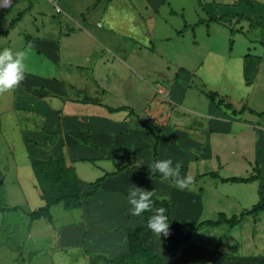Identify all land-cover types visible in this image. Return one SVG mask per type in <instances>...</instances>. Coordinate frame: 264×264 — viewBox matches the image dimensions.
I'll use <instances>...</instances> for the list:
<instances>
[{"label":"crops","instance_id":"1","mask_svg":"<svg viewBox=\"0 0 264 264\" xmlns=\"http://www.w3.org/2000/svg\"><path fill=\"white\" fill-rule=\"evenodd\" d=\"M249 1L12 0L7 8L0 3V50L28 51L24 80L12 93L2 92V96L6 93L12 96L10 107L25 143V165L49 158L63 159L73 168L82 191H88L91 183L102 177L95 196L82 199L78 207L66 210L80 211L81 220L61 225L55 234L46 235L45 230L36 232L37 222L47 220L46 216L34 221L29 219L20 251L27 264H56L54 255L63 262L66 254L74 251L89 264L94 255L102 254L105 249L115 250L124 236L123 229H133L142 223V216H133L129 211L127 195L134 186L152 190L154 199L169 195V202L165 197L160 200L168 203L171 220L179 222L190 217L194 222L200 221L195 219L202 209H193L195 199L191 192L178 190L171 178L151 175L155 171L152 167L154 139L143 126V117L135 113L140 110L136 107L139 105L144 114L156 118L152 127L158 135L156 160L166 159L168 152L183 157L180 167L183 178H188L185 165L193 159L185 149L194 146L198 152L202 149L208 152L211 133L235 138L242 133L254 135L258 157L253 168L259 170L262 179L251 182L260 181L264 189V165L261 161L257 163L262 156L259 141L264 140V115L256 114L264 112V96L249 97L257 87L258 91H264L261 89L264 79L259 82L264 68V50L259 46L258 52H252V48L264 45V0ZM216 22L228 28L233 37L238 31L251 35L249 31L261 27V38L248 37L247 46L232 67L211 63L209 58L217 56V45L208 31L210 24ZM203 29L208 34L203 35ZM196 31L205 40L203 43L197 41ZM222 47H226L225 38ZM232 47L233 43H229L230 52ZM145 58L157 63L146 75L160 73L162 81H172L174 91L152 87L142 74L148 69ZM134 67L139 72H135ZM207 69L215 70L207 77L210 83L223 89L228 82L231 87L229 90L215 88L218 92L205 91L213 96V99L205 96L211 105V112L205 114L209 119L207 127L196 126L193 122L180 129L179 118L173 113L175 107H186L183 104L185 88H181L180 82L188 80L189 76L197 77ZM131 78L137 83L130 85ZM233 83L236 89L232 88ZM147 87L153 88V97L157 94L163 97L153 108L150 107L153 102L148 108L142 103ZM228 99L241 103L240 108H234ZM109 102L118 104L111 106ZM243 111L248 112L249 117L242 119ZM134 116L140 128L132 126L130 119ZM2 126L0 116V129ZM188 129L204 133V139L189 141ZM12 149L15 151L16 147ZM118 157L128 160L131 157V161L106 168L105 162ZM203 157L209 158L210 154L203 153ZM81 161H88L95 167H87L80 164ZM252 173L236 177H248ZM35 194L40 197L39 190L35 189ZM59 204L64 209L62 203ZM186 204L188 207L177 209ZM56 206L50 207L49 223L52 222L51 209ZM155 211L154 208L148 210V219ZM195 212L197 216L193 217ZM169 228V235L160 239L148 228L141 234L143 246L162 258L165 264H187L189 259L193 264H203L215 243L212 250L196 248L195 251L188 240L195 232L177 231L170 225ZM225 235H221L220 255L210 264H216V259L225 255L231 256L227 264H246L247 258H237V254L222 250ZM182 244V249L175 248Z\"/></svg>","mask_w":264,"mask_h":264},{"label":"rangeland","instance_id":"2","mask_svg":"<svg viewBox=\"0 0 264 264\" xmlns=\"http://www.w3.org/2000/svg\"><path fill=\"white\" fill-rule=\"evenodd\" d=\"M6 13L7 12H5V15ZM260 30L261 27H258L257 31H249L251 35L247 33V36L238 31L237 35L233 37L229 33V29L224 27L222 24L217 22L210 24L208 33L210 34L211 39L215 41L217 45V56L215 58L210 57V62L226 64L230 67L234 66L236 61H239L236 59V57L240 56L241 52L244 51L245 46H247V43L249 42L248 37L252 39L261 38ZM208 33L205 32V29H203V35ZM196 36L198 42L203 43L205 41L198 31H196ZM224 38L226 40L225 48L222 47V41ZM229 43H233L231 52L228 49ZM259 46L264 50V45H258L252 48V52H258ZM249 52L251 51L249 50ZM145 63L148 69L142 71L143 75L152 72L153 68L156 67L153 66L155 62L151 61L150 58L149 60L145 58ZM133 70L135 72H139V69L137 68ZM182 73L184 72H181L180 74ZM214 73L215 70L207 69L201 74H198V78H191V76H189L188 80L183 79V81L180 82L182 84L181 88H185L183 104L186 107H175L173 111V113H176L179 118V126H181L179 127L180 129H184L182 127L185 126H190V123L193 122L196 126H200L199 124H201L202 127H207V122L209 119L205 117V114L211 112V105L205 97V93H207L205 91L211 90L218 92L216 89L229 90L231 87V84L228 82L223 85V89H221L219 85L210 83L207 80V77L213 75ZM159 75L160 73H154L146 75V78L149 80L150 84L155 90L162 88L164 90L169 89V91H174L172 81H162ZM260 75L259 82L262 83V80L264 79V68H262ZM128 78L129 77H127V79ZM128 83L132 85V83H137V80L135 78H131L128 80ZM152 87H147L145 89L144 96L141 98L143 99V105H146L147 108L151 102H153V104H150V107L153 108L154 103H160V101H162L161 99L163 98L160 94H157L156 97H153L154 93ZM232 88H237L235 83L232 84ZM261 89L264 90V86H262ZM257 91L258 87L253 94H250V99H255L256 96L259 95L264 96V91ZM2 92L3 91H0V97L2 98L0 100V116L1 119L3 118V126L0 129V208H4V210L0 212V264H27V261L22 259L23 257L25 258L24 253H22V256L20 253L22 242L24 241V235H26L29 225V217L27 218L28 214H26V211L30 212L36 210L40 205L43 204V200H41L39 195L37 196L35 194V189L39 190L40 193L41 191L38 187V183L33 174L31 166L28 164L25 165L27 163V157L25 154L26 149L25 143L23 141V135L19 132V129L15 124L14 114L12 113V109L10 107L13 104V100L11 94L9 93H12L13 89L6 90V92L9 93L4 94L3 96ZM144 98L146 100H144ZM107 104L111 106H117L118 103L109 102ZM221 105L223 106L225 104L222 103ZM139 106L140 107H136L138 109L140 108V110L135 111V113L138 116L143 117L141 119H143L145 122L144 126L148 127L155 134V131L152 130V127L156 124V118L144 114L141 110V105ZM163 109L165 111H170L166 110L165 108ZM215 109L220 111L218 108ZM241 113H243L242 119H245L250 115L248 112L244 111ZM130 122L132 126L138 125L136 127L140 128L138 124L140 122H138L136 116L132 117ZM260 122L263 123L262 120ZM186 135L190 137L189 141L198 142L201 141V139H204L205 134L197 133V131L193 132L192 130L188 129ZM140 140L141 142H144L143 138ZM254 140H256L254 135L252 136L250 133L248 135L243 133L239 134L236 138L227 136L223 133H211L208 140L210 143L208 150L209 153L206 149H202L198 152L195 150L196 147L194 146H192V149H185L187 152L186 154L189 155L190 153L193 156V159L190 160V163L185 165L187 167L184 172L186 175H188V178L193 179V183H190L191 185L188 183L183 188L177 186L175 187L178 190H186L191 192L190 194H193L195 199V205L193 209H202L198 216L196 212L192 214L193 217L197 216L195 220H214L218 217L219 212H224L227 217L239 215L241 211L250 209L260 197L264 196V189L261 188L259 183L260 181H254L250 183H231L222 182L220 180L221 178H226L229 176H247L252 173L251 169L253 168L258 157H256L257 152H255L256 144L254 143ZM259 142V151L260 154L262 152V156L257 163L259 164L261 161V163L264 165V140ZM145 146L146 144L142 148L143 155L145 153ZM13 147H16L15 151L12 149ZM203 153L210 154V157L204 158ZM156 157H158V152ZM169 157L172 158L173 164L179 162L182 166L183 163L181 162L184 160L183 157L178 158L173 152H168L167 158ZM130 161L131 157L129 160L124 159L123 157H118L109 162H105L104 165L106 168H115L121 164H124L125 162ZM81 162L82 163L80 164L86 165L87 167H95L94 164L88 161ZM252 170L254 171V169ZM171 180H173V178H171ZM162 197H165L167 202H169V195H160V199ZM188 205L189 204H186L183 208L177 209H184L185 207H188ZM12 206H15L16 209L6 210L8 207ZM170 209H172V207ZM51 216V223L45 219H41L37 222V233L45 230L46 235H53L56 233V229L61 225H67L69 222L75 223L78 220H81L80 211H66L62 208L61 204H57L56 207L51 209ZM141 216L143 221V215ZM72 218L77 219L72 221ZM189 218L190 217H187L186 219ZM191 219L192 218L189 220ZM122 232L124 233V236L120 241L121 243L115 247V250L107 251V249H105L102 254H99L105 259L95 260L94 264H114L113 262L109 261L125 252L126 246L124 245V229ZM224 233H226V238H224L222 241V250L224 252L229 254H237V258H247V261L245 262L246 264H264V211L258 214L256 222L253 221L251 216H245L239 224L235 225L231 229L227 228L225 224L215 227L203 226V228H201L199 231L197 230V232L192 234V236L188 237L189 245H193L195 251L196 248L200 250L205 249V251H207V249L212 250L213 244L216 243L218 237L224 235ZM183 247L184 244L175 245V248H178V250L182 249ZM140 250V248H137L136 257L125 264H163V262L154 258L152 254L145 253ZM74 252L66 254L65 260L63 262L61 259H59V257H57V255H54V258L56 257L54 261L56 264H88V261H84L81 259V257H77ZM95 257L96 255H94L90 261H92ZM230 257L231 256L229 255L219 257L216 259V264H227V259ZM190 262L193 264L190 259L186 263L190 264Z\"/></svg>","mask_w":264,"mask_h":264},{"label":"trees","instance_id":"3","mask_svg":"<svg viewBox=\"0 0 264 264\" xmlns=\"http://www.w3.org/2000/svg\"><path fill=\"white\" fill-rule=\"evenodd\" d=\"M248 3L249 0H246ZM205 96L213 99V96L209 93H205ZM257 115H264V112L256 113ZM144 126V125H143ZM145 127V126H144ZM149 130L153 136L154 144H153V156L154 161H156L157 156V145H158V136L155 135L148 127H145ZM33 174L38 183V187L41 191V199L44 201V204L38 207L36 210H33L28 214L30 221L36 220L41 216H46L47 220L50 221V207L54 204L62 203L65 210H70L76 208L80 205V201L89 196H95L100 185V181L102 179L99 178L95 182L91 183L90 189L88 191H82L80 185L78 183L76 174L72 167L67 166L63 159H54L49 158L45 161L36 162L31 165ZM255 173L248 177H236L230 176L226 178H221L222 182H231V183H248L253 180L262 179V176L259 173V170L254 167ZM212 174V173H211ZM151 175L155 178H162V175L158 174V171H154ZM215 175V174H214ZM174 183V180H172ZM175 186H177L175 184ZM179 187V186H177ZM181 188V187H180ZM153 199V205L151 207L154 209H158L160 207L165 208L166 215L169 218L170 226L177 230L183 231L186 230L190 233H194L203 226H217L220 224H225L227 228L231 229L235 225L239 224L245 216H251L253 221L256 222V218L260 212L264 211V196H262L250 209H245L240 212L239 215H232L227 217L225 213L219 212L218 217L214 220H201L194 222L189 219H183L181 221L171 220L169 217V206L165 200ZM16 207H9L6 210H15ZM1 211L4 208H0ZM143 221L140 225L133 229H124L125 232V246L126 250L124 253L116 256L114 259H111L109 262H113L114 264H125L128 261L134 259L137 255V248H140L142 252L150 253L154 258L160 260L165 264L164 260L157 255H155L151 250L146 249L141 242V234L148 229L147 227V211L143 214ZM222 240V237H218L217 242L214 245L213 250L209 253V255L203 259V264H210V261L217 255H220L218 251L219 244ZM104 260L105 258L102 256H97L89 261V264H94L95 260Z\"/></svg>","mask_w":264,"mask_h":264},{"label":"clouds","instance_id":"4","mask_svg":"<svg viewBox=\"0 0 264 264\" xmlns=\"http://www.w3.org/2000/svg\"><path fill=\"white\" fill-rule=\"evenodd\" d=\"M27 50L13 52L9 48L0 50V91L14 89L25 78L26 64L25 58ZM152 167L158 171L162 178H173L174 183L183 188L191 178L180 176V163L173 164L171 157L153 162ZM153 192L142 187H132L127 195L129 211L133 216H141L145 211L151 209L153 205ZM170 221L163 207L156 209L147 221V227L160 239L161 236H168L170 232Z\"/></svg>","mask_w":264,"mask_h":264},{"label":"built area","instance_id":"5","mask_svg":"<svg viewBox=\"0 0 264 264\" xmlns=\"http://www.w3.org/2000/svg\"><path fill=\"white\" fill-rule=\"evenodd\" d=\"M50 1H53V0H50ZM0 3H1V6L7 8L11 5L12 0H1Z\"/></svg>","mask_w":264,"mask_h":264},{"label":"water","instance_id":"6","mask_svg":"<svg viewBox=\"0 0 264 264\" xmlns=\"http://www.w3.org/2000/svg\"><path fill=\"white\" fill-rule=\"evenodd\" d=\"M228 101H229L230 103H232V105H233L234 107H236V108H240V106H241V103H237V102H235V101H233V100H231V99H228Z\"/></svg>","mask_w":264,"mask_h":264}]
</instances>
